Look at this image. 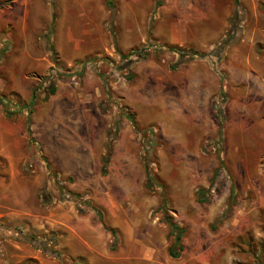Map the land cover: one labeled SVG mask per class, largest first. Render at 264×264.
<instances>
[{
  "label": "rangeland",
  "instance_id": "obj_1",
  "mask_svg": "<svg viewBox=\"0 0 264 264\" xmlns=\"http://www.w3.org/2000/svg\"><path fill=\"white\" fill-rule=\"evenodd\" d=\"M198 16L175 13L165 4L148 14L143 43L127 50L115 44L111 52L91 54L62 67L53 49L49 57L54 65L45 75L23 69L18 57L24 45L0 44V116L11 124L21 120L18 132L28 136L33 92L35 103L40 97L36 90H47L48 80L60 76L85 85L88 92L98 89V114L111 120L102 151L95 162L89 161L93 172L88 176H98L101 187L97 190L68 189L65 184L72 175L59 179L49 171L46 157L33 151L30 138L22 136L14 147L7 142L12 156H0L2 264L58 259L54 233L32 225L27 229L23 219L10 221L6 213L16 199L49 209L67 206L77 214L93 213L99 218L107 213L144 215L149 223L156 222L159 228L166 225L168 230L162 221L166 216L187 230L197 224L196 232L189 233V250L200 235L206 249L216 244L223 215L235 210L248 217L239 221L241 242L235 247L234 261L260 264L257 254L264 246V41L233 49L236 40L229 39L217 59L219 43L232 36L229 29L236 30V26L217 38L214 30L194 19ZM263 35V31L257 34L258 38ZM142 47L141 55H126ZM26 48L36 56L52 47L29 43ZM249 50L256 56H244ZM30 78L34 82L28 90ZM125 125L129 133L117 148ZM9 166L15 168L14 173ZM41 170L43 179L34 187ZM148 176L153 178L151 189L145 185ZM60 185L76 197H64ZM198 190L205 202L197 201ZM96 196L106 200L101 203ZM10 242L26 245L30 251L19 250L18 257L4 252Z\"/></svg>",
  "mask_w": 264,
  "mask_h": 264
},
{
  "label": "crops",
  "instance_id": "obj_2",
  "mask_svg": "<svg viewBox=\"0 0 264 264\" xmlns=\"http://www.w3.org/2000/svg\"><path fill=\"white\" fill-rule=\"evenodd\" d=\"M165 4L175 13L199 15L194 19L202 22L203 28L214 30L217 38L231 25L236 26L231 38L232 42L236 40L233 49L264 41V35L257 36L259 31L264 32V0H237V4L235 0H0V44L24 45L18 57L23 69L45 75L54 65L50 50L44 55L32 56L26 48L29 43L50 45L60 67L91 54L111 52L115 44L127 50L145 41L148 14L154 9L159 11ZM244 56L250 59L256 52L249 50ZM53 81V94L46 95L42 87L36 90L40 97L31 108L28 136L18 132L21 120L11 124L0 116V156H12L7 142H12L14 147L22 136L30 138L33 151L46 157L49 171L56 172L59 179L72 175V180L65 184L68 189L97 190L101 187L98 176H88L93 172L89 161L92 158L95 162L102 151L111 120L98 114V89L88 92L85 85L77 86L62 76ZM33 82L32 78L26 81L28 90ZM7 125L12 128L6 130ZM128 131L125 125L115 147L122 146ZM9 169L15 172L13 166ZM41 173L42 170L35 176L34 187L43 179ZM104 187L110 188V184L104 182ZM12 194L17 195L14 192L8 195ZM96 199L101 203L106 200L99 196ZM40 208L42 211H38ZM6 215L13 222L23 219L27 229L32 225L54 233L58 259L43 258L41 264H240L234 261L235 247L241 242L239 221L248 217L235 210L224 217L216 244L209 247L210 253H205L209 248L203 246L201 235L195 239L194 250L188 249L190 232L198 228L192 224L182 238L183 251L174 258L168 253L171 239L166 225L159 228L144 215L123 217L107 213L99 218L93 213L77 214L67 206L55 209L43 208L41 203L28 206L18 199ZM260 247L262 250L257 255L261 257L260 264H264V246ZM27 249L26 245L16 242L3 247L4 252L10 251L15 257L21 255L19 250L29 252Z\"/></svg>",
  "mask_w": 264,
  "mask_h": 264
},
{
  "label": "trees",
  "instance_id": "obj_3",
  "mask_svg": "<svg viewBox=\"0 0 264 264\" xmlns=\"http://www.w3.org/2000/svg\"><path fill=\"white\" fill-rule=\"evenodd\" d=\"M235 3L237 4V0H235ZM234 16H235V12H234ZM229 30L232 31V33L235 31L234 28H230ZM234 34H232V36H230L227 40L223 41V42H220L219 43V47L217 48V52L214 56L217 57V59L220 58L221 56V48H223L225 45L228 44V41L229 39H231L233 37ZM50 51L53 52V49L50 48ZM120 54H122L119 50H117ZM143 52H145V47H142L140 48L139 50L138 49H134L132 50L131 52H129L128 54L126 55H141ZM193 53H196V52H193ZM197 54V53H196ZM123 58H125L124 56L125 55H121ZM55 92V87H54V84L53 82H50L48 85H47V93L48 94H53ZM36 98V94L33 92L32 94V101L30 102V106H32L34 104V99ZM29 106V107H30ZM30 109V108H29ZM31 112V110H29ZM29 133V131H27ZM103 172H105V168H103ZM152 184H153V178L148 176L147 177V182H146V187L151 189L152 188ZM60 188V193L64 196V197H76L75 194H72L69 190H67L64 186H59ZM204 193L202 192V190H198L197 192V201L198 202H205L207 199L204 198ZM228 216V214H224L222 218ZM163 222H166L168 224V227H169V231H168V236L169 238L171 239V242L168 246V253L171 257H178L180 256L181 252L183 251L184 249V245L182 243V238L183 236L185 235L186 233V230L187 228L185 227H181L179 226L178 224L174 223L172 221L171 218L169 217H164V219L162 220Z\"/></svg>",
  "mask_w": 264,
  "mask_h": 264
},
{
  "label": "built area",
  "instance_id": "obj_4",
  "mask_svg": "<svg viewBox=\"0 0 264 264\" xmlns=\"http://www.w3.org/2000/svg\"><path fill=\"white\" fill-rule=\"evenodd\" d=\"M48 83H50V80L48 81Z\"/></svg>",
  "mask_w": 264,
  "mask_h": 264
}]
</instances>
